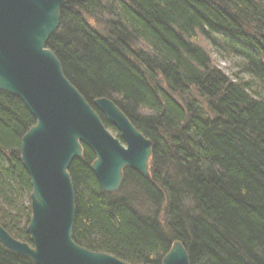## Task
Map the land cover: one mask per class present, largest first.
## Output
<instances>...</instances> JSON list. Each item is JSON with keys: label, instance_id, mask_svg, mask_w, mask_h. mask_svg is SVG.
<instances>
[{"label": "trees", "instance_id": "1", "mask_svg": "<svg viewBox=\"0 0 264 264\" xmlns=\"http://www.w3.org/2000/svg\"><path fill=\"white\" fill-rule=\"evenodd\" d=\"M64 1L46 49L89 106L109 99L152 147L150 177L124 169L109 195L82 148L68 169L74 244L126 264H161L175 241L189 264H264V0ZM35 123L0 91V225L22 243L20 141ZM0 264L33 263L0 244Z\"/></svg>", "mask_w": 264, "mask_h": 264}, {"label": "water", "instance_id": "2", "mask_svg": "<svg viewBox=\"0 0 264 264\" xmlns=\"http://www.w3.org/2000/svg\"><path fill=\"white\" fill-rule=\"evenodd\" d=\"M64 4L0 0V91L19 98L36 122L20 141L32 187L26 229L30 242L15 240L0 225V244L33 264H126L74 244L75 195L67 170L86 147L94 155L90 170L102 192L115 194L124 169L150 177L151 142L109 99H95L89 106L46 49L58 31ZM161 264H189L179 241L171 244Z\"/></svg>", "mask_w": 264, "mask_h": 264}, {"label": "rangeland", "instance_id": "3", "mask_svg": "<svg viewBox=\"0 0 264 264\" xmlns=\"http://www.w3.org/2000/svg\"><path fill=\"white\" fill-rule=\"evenodd\" d=\"M88 22V25L92 28H94L97 32H99L100 34H105V28H103V26L101 25H98L94 20L92 19H88L87 20ZM216 56V65L218 67H220L221 69H223L224 72H226V74H228L229 76L235 74L236 72V66H235V61H228V60H223L222 58H220L219 56ZM192 96V95H191ZM193 97L194 99H198V101H200V103L202 104V106L205 108V101H202V100H199L197 94L193 93ZM176 98V97H175ZM177 99V98H176ZM178 100V99H177ZM111 132V134L114 136V137H117V134L116 132H113L111 130H109ZM123 179V178H122ZM122 185V184H121ZM129 189L128 188H125V192H128ZM122 193V192H121Z\"/></svg>", "mask_w": 264, "mask_h": 264}, {"label": "flooded vegetation", "instance_id": "4", "mask_svg": "<svg viewBox=\"0 0 264 264\" xmlns=\"http://www.w3.org/2000/svg\"><path fill=\"white\" fill-rule=\"evenodd\" d=\"M123 172H124V171H123ZM67 173H68V170H67ZM68 174H69V173H68ZM69 177H70V176H69ZM122 178H123V177H122ZM70 183H71V182H70ZM72 187H73V186H72ZM118 191H119V190H118ZM118 191H117V192H118ZM117 192H116V193H117ZM116 193H115V194H116Z\"/></svg>", "mask_w": 264, "mask_h": 264}, {"label": "bare ground", "instance_id": "5", "mask_svg": "<svg viewBox=\"0 0 264 264\" xmlns=\"http://www.w3.org/2000/svg\"><path fill=\"white\" fill-rule=\"evenodd\" d=\"M151 159V158H150ZM148 165H149V163H148ZM29 207H30V203H29Z\"/></svg>", "mask_w": 264, "mask_h": 264}]
</instances>
